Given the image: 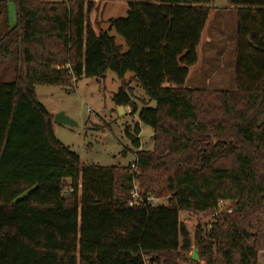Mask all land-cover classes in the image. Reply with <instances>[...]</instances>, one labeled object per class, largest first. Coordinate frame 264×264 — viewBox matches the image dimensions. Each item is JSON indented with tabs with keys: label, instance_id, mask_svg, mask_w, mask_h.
Listing matches in <instances>:
<instances>
[{
	"label": "trees",
	"instance_id": "trees-1",
	"mask_svg": "<svg viewBox=\"0 0 264 264\" xmlns=\"http://www.w3.org/2000/svg\"><path fill=\"white\" fill-rule=\"evenodd\" d=\"M8 1L0 0V264H258L264 0H227L238 14L231 90L185 85L211 0H125L126 15L98 30L87 19L95 0H13L14 24ZM108 70L120 82L112 101L153 132L152 149H140L139 123L125 129L135 173L131 162L81 163L35 93ZM130 82L155 105L142 100L138 110ZM134 179L141 197L166 203L130 205ZM220 201L233 206L219 213ZM182 211L214 217L191 236ZM192 245L197 261L185 255Z\"/></svg>",
	"mask_w": 264,
	"mask_h": 264
},
{
	"label": "rangeland",
	"instance_id": "rangeland-1",
	"mask_svg": "<svg viewBox=\"0 0 264 264\" xmlns=\"http://www.w3.org/2000/svg\"><path fill=\"white\" fill-rule=\"evenodd\" d=\"M59 1V0H49ZM211 11L197 46V63L189 67L185 81L186 86L195 88L234 89L236 49L239 45L237 35V10L228 5L227 0H211ZM125 0H98L87 15L88 21L98 30L108 29L110 18L126 15ZM8 20L15 22L14 3H7ZM115 42L126 49L123 38L114 30L109 31ZM131 73H127L128 78ZM120 85L115 73L108 70L104 77H81L72 87L63 88L56 85H36L37 99L46 109L55 114L64 112L76 122L75 125L54 123V134L64 145L75 151L81 163L99 165H126L135 160L136 147L127 137L125 129L130 131L139 123L140 149H152V129L139 121L138 113L126 112L112 101V95ZM138 110L143 106L142 100L154 106L144 90L137 86L134 91ZM68 182V180H66ZM136 182V181H135ZM138 185V181L136 183ZM166 201L160 200V203ZM230 201L219 202V210L232 207ZM214 217L213 213L180 212L179 219L189 229L191 236L196 226L206 228ZM191 251L185 252L190 257ZM258 264H264V254L258 255Z\"/></svg>",
	"mask_w": 264,
	"mask_h": 264
},
{
	"label": "built area",
	"instance_id": "built-area-1",
	"mask_svg": "<svg viewBox=\"0 0 264 264\" xmlns=\"http://www.w3.org/2000/svg\"><path fill=\"white\" fill-rule=\"evenodd\" d=\"M131 172L135 173L136 172V165L131 162ZM136 179L133 180V189L131 191V198L129 200V204L132 205V204H138V203H150V204H157V203H160V200L156 197H154L153 195H147L145 198L141 197L137 191V181ZM222 201H220L221 203ZM219 205V203H218ZM229 210V209H228ZM144 264H149L147 262H145Z\"/></svg>",
	"mask_w": 264,
	"mask_h": 264
},
{
	"label": "water",
	"instance_id": "water-1",
	"mask_svg": "<svg viewBox=\"0 0 264 264\" xmlns=\"http://www.w3.org/2000/svg\"><path fill=\"white\" fill-rule=\"evenodd\" d=\"M53 122L56 124H69L71 126L75 125L76 122L68 117L64 112L60 111L54 114ZM190 258L194 261L199 259L198 249L195 245H192Z\"/></svg>",
	"mask_w": 264,
	"mask_h": 264
},
{
	"label": "crops",
	"instance_id": "crops-1",
	"mask_svg": "<svg viewBox=\"0 0 264 264\" xmlns=\"http://www.w3.org/2000/svg\"><path fill=\"white\" fill-rule=\"evenodd\" d=\"M95 2H98V0H95ZM92 26H94L93 24H91ZM206 25V24H205ZM204 28H205V26H204ZM204 30V29H203ZM203 32V31H202ZM201 37H202V34H201ZM201 40V39H200ZM200 43V42H199ZM198 59V58H197ZM126 76H127V74L125 75V79L126 80H129L130 79V77H131V75L128 77V78H126ZM129 86L132 88V91H133V94H134V91L135 90H137V84L135 83V82H130L129 83ZM190 87V86H189ZM120 109H121V112H126V108L127 107H123V106H118ZM127 111H128V108H127ZM129 112V111H128Z\"/></svg>",
	"mask_w": 264,
	"mask_h": 264
}]
</instances>
